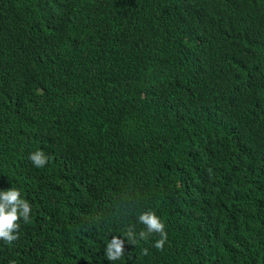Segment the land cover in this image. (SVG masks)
Here are the masks:
<instances>
[{"label": "trees", "instance_id": "obj_1", "mask_svg": "<svg viewBox=\"0 0 264 264\" xmlns=\"http://www.w3.org/2000/svg\"><path fill=\"white\" fill-rule=\"evenodd\" d=\"M10 187L32 211L0 264H264V0H0Z\"/></svg>", "mask_w": 264, "mask_h": 264}, {"label": "clouds", "instance_id": "obj_2", "mask_svg": "<svg viewBox=\"0 0 264 264\" xmlns=\"http://www.w3.org/2000/svg\"><path fill=\"white\" fill-rule=\"evenodd\" d=\"M29 160L37 167L42 168L49 163L50 157L46 156L43 150H36L29 154ZM32 211L30 203L21 197L18 188L10 187L7 190H0V240L11 245L19 239L20 221L23 219L25 223L29 222L30 213ZM138 220L145 226L138 233L139 240L147 241L152 234H158L159 239L154 243L157 250H163L167 242V232L165 224L161 218L153 210L142 212ZM125 238L128 244L135 245L138 243L137 234L132 227H129L124 236H112L104 251L106 259L116 261L125 254ZM143 254H148V249H143ZM9 264H16L10 261Z\"/></svg>", "mask_w": 264, "mask_h": 264}]
</instances>
